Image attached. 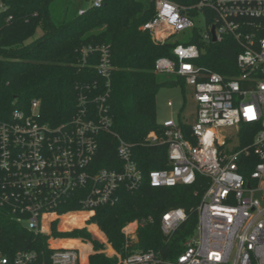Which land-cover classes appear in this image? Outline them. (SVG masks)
<instances>
[{
  "label": "built area",
  "instance_id": "obj_1",
  "mask_svg": "<svg viewBox=\"0 0 264 264\" xmlns=\"http://www.w3.org/2000/svg\"><path fill=\"white\" fill-rule=\"evenodd\" d=\"M151 1L156 13L143 29L154 41L165 42L178 32L197 28L190 14L195 10L209 24L201 41L223 42L230 35L238 42L240 73L229 77L200 65L197 43L179 42L173 49L174 58L158 57L157 73L176 74L193 86L196 120L193 125H182L169 118L161 123L160 135L152 132L147 136L146 143L168 145L169 165L150 170L146 177L133 145L121 138L116 167H100L97 161L99 134L112 128L110 65L107 50L102 48L99 71L106 76L104 91L95 94L97 85L83 86L71 120L58 125L40 120V101L33 100L29 111L14 109L12 119L0 124V168L6 175L0 202L13 200L17 221L44 234L46 228H58L65 215L94 216L97 207L118 200L120 188L137 189L146 178L155 188L193 186L201 174L210 181L197 207L195 234L184 241V249L172 261L152 248L135 247L139 228L153 218L135 220L123 227V254L106 237L94 236L90 226L98 224H87L91 216L78 227L67 225L66 231L87 228L92 239L78 236L72 239L76 244L61 246L55 244L61 240L52 237L44 249L11 254L0 249V264H93L91 257L97 254L114 259L113 264H264V36L260 35L264 0H201L190 6L179 0ZM92 4L99 7L102 0ZM8 8V0H0V17ZM12 17L7 16L6 22ZM94 49H84L83 55ZM169 106L173 104L169 102ZM244 124L257 127L253 142L245 145L239 135ZM229 129L235 131L227 132ZM67 203L79 207L59 212ZM187 219L185 209H168L160 221L162 232L172 236ZM95 240L104 246H94ZM96 264L102 263L97 260Z\"/></svg>",
  "mask_w": 264,
  "mask_h": 264
},
{
  "label": "trees",
  "instance_id": "obj_2",
  "mask_svg": "<svg viewBox=\"0 0 264 264\" xmlns=\"http://www.w3.org/2000/svg\"><path fill=\"white\" fill-rule=\"evenodd\" d=\"M53 1L8 0L9 8L0 17V124L12 119L14 109L29 111L33 100L40 101V120L52 125L71 120L77 112L83 86L97 85L95 94L104 91L103 77L106 76L100 73L99 66L102 48H106L111 76L108 110L112 128L99 134V166L110 168L119 164L117 150L118 138H121L133 145L135 159L144 176L148 177L150 170L167 168L168 145L146 143V138L150 132L162 133V125L157 121V91L159 86L172 83L162 81L157 75L156 61L161 56L174 58L173 49L179 42H172L171 37L165 42L154 41L151 33L143 29L144 23L155 16L154 3L151 0H102L101 6L96 7L90 0L89 7H85L89 0H63L66 7L54 11L51 9ZM199 1L179 0L187 6ZM190 14L195 16L197 11L191 10ZM9 15L13 17L8 23L5 19ZM260 35L264 36V30ZM200 38L195 28L189 43L199 44L200 65L224 76L240 73L236 61L241 48L233 37L225 35L223 42L208 43ZM90 46L95 49L84 56L83 50ZM184 127L187 131V126ZM256 130V126H241L239 135L243 145L253 142ZM256 162L254 158V165ZM5 177L0 168V195L5 191L2 186ZM209 181L208 177L198 174L193 186L155 188L146 178L137 189L120 188L118 200L97 207L92 220L102 228L110 244L125 254L123 227L152 217L153 222L148 221L139 228L135 247L152 248L162 258L174 261L184 249V241L195 234L197 207ZM12 203L13 200L0 202V249L8 254L44 249L48 236L36 234L19 223L12 212ZM78 207L67 203L58 211ZM179 207L186 210L188 219L167 237L160 227L162 215L168 209ZM89 215H65L60 226H78ZM55 234L92 239L85 228L66 233L55 231ZM62 243L77 242H55ZM93 244L99 246L96 240ZM97 260L102 264L114 262L101 254L91 257L93 264Z\"/></svg>",
  "mask_w": 264,
  "mask_h": 264
},
{
  "label": "rangeland",
  "instance_id": "obj_3",
  "mask_svg": "<svg viewBox=\"0 0 264 264\" xmlns=\"http://www.w3.org/2000/svg\"><path fill=\"white\" fill-rule=\"evenodd\" d=\"M90 4H91V2L89 0V2L87 1V4H85V7H89ZM65 7H66V5H65L63 0H54L51 4V9L54 11H56V10L59 11V8H62V10H63ZM193 19H194V22L197 24L199 36L201 38H203L206 35V33L208 31V26H209L207 19H206V16L203 13L197 14V15L193 16ZM193 36H194V29L191 28L189 30H186L185 32H178V33L174 34L173 36H171L170 40L172 42L189 43V42H191V39L193 38ZM157 75H159V77L162 81H165V80H171L172 81L171 84L159 86V89L157 91L158 94L156 97V104H157V108H158V113H157L158 123L159 124L163 123L164 120L172 118L174 120H177L181 124L193 125V123L196 120V107H195V97H194L193 86L187 84V82L184 78H182L176 74L173 75V74L157 73ZM169 102H171L173 104L172 107L169 106ZM228 131L234 132L235 130L229 129V130H227V132ZM151 133L152 132H150L149 134H151ZM91 216H92V214L90 213V215L88 217H91ZM92 217H91V219H92ZM95 222L96 221H94V220H89L87 222V224H95ZM80 225L81 224H79L78 226H80ZM85 229H87V228H85ZM90 229L93 230L94 236L99 234V236H96V237L101 236L103 239H105V237L107 238L105 232L102 230V228H100L99 225H97V227L96 226L95 227L90 226ZM45 230H46L45 234L48 236L47 241H52V237L54 239L58 238L60 240H69V239L75 238V237L66 236V235L57 236L55 234V231L60 230V233L61 232L66 233L67 232L66 227H61L60 225L58 228H56V225H54L53 228L50 229L51 231L48 228H46ZM87 231H88V229H87ZM91 236H93V235L91 234ZM97 243L99 245V246H97L98 248L101 246H104V244L103 245L100 244L99 241H97ZM60 245L62 246V245H68V244L62 243ZM107 249H109V248H107Z\"/></svg>",
  "mask_w": 264,
  "mask_h": 264
},
{
  "label": "water",
  "instance_id": "obj_4",
  "mask_svg": "<svg viewBox=\"0 0 264 264\" xmlns=\"http://www.w3.org/2000/svg\"><path fill=\"white\" fill-rule=\"evenodd\" d=\"M214 32H215V28L213 27V28H212L213 39H214V41H216L217 39L215 38Z\"/></svg>",
  "mask_w": 264,
  "mask_h": 264
},
{
  "label": "crops",
  "instance_id": "obj_5",
  "mask_svg": "<svg viewBox=\"0 0 264 264\" xmlns=\"http://www.w3.org/2000/svg\"><path fill=\"white\" fill-rule=\"evenodd\" d=\"M69 240L73 241L72 239H69Z\"/></svg>",
  "mask_w": 264,
  "mask_h": 264
}]
</instances>
